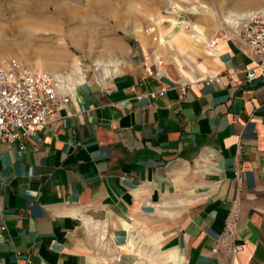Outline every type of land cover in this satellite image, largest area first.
<instances>
[{
	"label": "crops",
	"instance_id": "obj_1",
	"mask_svg": "<svg viewBox=\"0 0 264 264\" xmlns=\"http://www.w3.org/2000/svg\"><path fill=\"white\" fill-rule=\"evenodd\" d=\"M155 27L151 64L1 146L0 264H264V55L212 16Z\"/></svg>",
	"mask_w": 264,
	"mask_h": 264
},
{
	"label": "rangeland",
	"instance_id": "obj_2",
	"mask_svg": "<svg viewBox=\"0 0 264 264\" xmlns=\"http://www.w3.org/2000/svg\"><path fill=\"white\" fill-rule=\"evenodd\" d=\"M263 7L264 0H0V65L18 59L32 70L62 75L72 88L81 81L107 83L118 69L154 61L141 38L154 42L146 30L164 16L204 15L231 23ZM48 17L55 18L54 27L41 28Z\"/></svg>",
	"mask_w": 264,
	"mask_h": 264
},
{
	"label": "built area",
	"instance_id": "obj_3",
	"mask_svg": "<svg viewBox=\"0 0 264 264\" xmlns=\"http://www.w3.org/2000/svg\"><path fill=\"white\" fill-rule=\"evenodd\" d=\"M239 32L241 42L254 55H264V9L250 13L240 23H232ZM156 28L146 34L155 41ZM215 42L207 44L213 49ZM248 72L246 78H255ZM72 86L60 77L45 70H32L18 59H9L0 65V150L4 144L8 150L25 149L26 143L37 136L38 131L57 119L63 104L72 99ZM163 95V93L161 94ZM232 232L233 226L227 224ZM5 231V228L2 229ZM239 249V248H238Z\"/></svg>",
	"mask_w": 264,
	"mask_h": 264
},
{
	"label": "bare ground",
	"instance_id": "obj_4",
	"mask_svg": "<svg viewBox=\"0 0 264 264\" xmlns=\"http://www.w3.org/2000/svg\"><path fill=\"white\" fill-rule=\"evenodd\" d=\"M261 9H264V7L263 8H261ZM73 10V9H72ZM58 12H59V14H63V10H58ZM58 12L56 11V13L58 14ZM252 12H254V11H251V12H249V13H246L245 15H244V17H241L240 16V18H237V16L236 17H232L231 19H230V22L231 23H240L241 22V20H243V19H245L250 13H252ZM65 13V12H64ZM69 13V12H68ZM65 15H66V13H65ZM52 19H55V18H52V17H48L43 23H39V26L41 27V28H43V29H52V27H54L53 26V24H52ZM53 21H55V20H53ZM40 28V29H41ZM104 55V54H103ZM109 70H107V72H108ZM55 75H57L56 73H54ZM57 76H59V75H57ZM60 77V79H61V81L62 82H64L65 81V79H64V77L61 75V76H59ZM70 87V86H69Z\"/></svg>",
	"mask_w": 264,
	"mask_h": 264
}]
</instances>
